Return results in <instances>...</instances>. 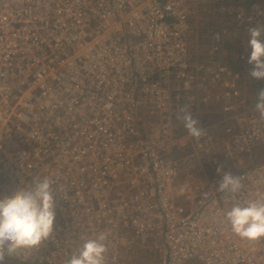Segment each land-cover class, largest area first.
I'll return each mask as SVG.
<instances>
[{
	"label": "built area",
	"instance_id": "2783aa9c",
	"mask_svg": "<svg viewBox=\"0 0 264 264\" xmlns=\"http://www.w3.org/2000/svg\"><path fill=\"white\" fill-rule=\"evenodd\" d=\"M255 25L264 0H0V197L48 177L57 213L48 240L5 259L69 264L103 234L105 264L149 245L154 264H264V238L226 218L264 197ZM218 167L244 177L238 193L218 191Z\"/></svg>",
	"mask_w": 264,
	"mask_h": 264
},
{
	"label": "clouds",
	"instance_id": "9594fccd",
	"mask_svg": "<svg viewBox=\"0 0 264 264\" xmlns=\"http://www.w3.org/2000/svg\"><path fill=\"white\" fill-rule=\"evenodd\" d=\"M247 31L251 48L248 63L254 66L250 76L256 80L264 79V27L255 25ZM255 108L264 118V89L258 92ZM180 113L178 119L188 134L200 140L205 135L200 121L187 107L181 108ZM217 173H222L219 192L235 194L243 188L244 177L224 172L222 167L217 168ZM52 184L48 177L36 178L31 189L20 187L0 197V264H4L5 255L37 247L53 234L57 213ZM226 218L232 231L241 239L255 241L264 238V197L235 205L227 212ZM105 239L103 234L96 239H88L79 254L72 256L69 264H105L108 251Z\"/></svg>",
	"mask_w": 264,
	"mask_h": 264
},
{
	"label": "rangeland",
	"instance_id": "374dc122",
	"mask_svg": "<svg viewBox=\"0 0 264 264\" xmlns=\"http://www.w3.org/2000/svg\"><path fill=\"white\" fill-rule=\"evenodd\" d=\"M253 88L250 89L251 95L256 97L255 93H253ZM215 119V118H213ZM212 122L214 123V120ZM215 136L219 138V140L225 139L224 135L222 134V130L220 128L215 129ZM252 158H254L253 164H261L264 162V145L260 147H255L253 149ZM192 169L195 175H198V168ZM208 176L213 178L216 175V171H207ZM222 179V176H220ZM158 256V250H155L151 245L146 247H139L137 249L128 250L127 254L124 256L125 259L120 261V264H154L156 258ZM187 264H201L198 259H192Z\"/></svg>",
	"mask_w": 264,
	"mask_h": 264
},
{
	"label": "trees",
	"instance_id": "16d2710c",
	"mask_svg": "<svg viewBox=\"0 0 264 264\" xmlns=\"http://www.w3.org/2000/svg\"><path fill=\"white\" fill-rule=\"evenodd\" d=\"M4 264H18V263L14 262V261H12V260H7V259H5V260H4Z\"/></svg>",
	"mask_w": 264,
	"mask_h": 264
}]
</instances>
